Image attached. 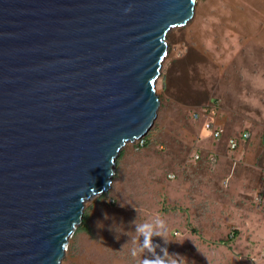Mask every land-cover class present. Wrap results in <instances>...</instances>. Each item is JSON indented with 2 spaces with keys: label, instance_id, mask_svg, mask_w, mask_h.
<instances>
[{
  "label": "water",
  "instance_id": "obj_1",
  "mask_svg": "<svg viewBox=\"0 0 264 264\" xmlns=\"http://www.w3.org/2000/svg\"><path fill=\"white\" fill-rule=\"evenodd\" d=\"M196 0H0V264H60L150 130L166 37Z\"/></svg>",
  "mask_w": 264,
  "mask_h": 264
},
{
  "label": "rangeland",
  "instance_id": "obj_2",
  "mask_svg": "<svg viewBox=\"0 0 264 264\" xmlns=\"http://www.w3.org/2000/svg\"><path fill=\"white\" fill-rule=\"evenodd\" d=\"M166 43L157 117L139 150L141 138L119 152L110 189L86 201L60 264H139L126 243L142 240L136 226L157 215L172 242H154L186 264H264V121L254 107L264 101V0H196ZM173 74L184 79L183 95L164 105V76ZM215 121L219 141L205 129ZM213 153L221 158L211 164Z\"/></svg>",
  "mask_w": 264,
  "mask_h": 264
},
{
  "label": "clouds",
  "instance_id": "obj_3",
  "mask_svg": "<svg viewBox=\"0 0 264 264\" xmlns=\"http://www.w3.org/2000/svg\"><path fill=\"white\" fill-rule=\"evenodd\" d=\"M136 225V220L132 221ZM136 233L142 240L130 239L126 244H130L129 255L133 258L142 257L139 264H186V258L178 253L169 254L166 247L154 242V238H160L165 245L172 242L169 238L167 223L160 216L150 218V222H143L136 226ZM124 244L122 247H124ZM159 249V253L157 252ZM145 251L149 255H144Z\"/></svg>",
  "mask_w": 264,
  "mask_h": 264
},
{
  "label": "crops",
  "instance_id": "obj_4",
  "mask_svg": "<svg viewBox=\"0 0 264 264\" xmlns=\"http://www.w3.org/2000/svg\"><path fill=\"white\" fill-rule=\"evenodd\" d=\"M179 74V73H178ZM174 76H164V80H163V83H162V89H161V92H162V97H161V103L162 104H164V105H166V103H172V101H174L175 103H177L178 104V102H177V100L175 101V98H174V96H172V94H174L175 95V93L177 94V96H178V91H180L181 90V95H183V91H184V79H182V77H176V74H173ZM184 75V74H183ZM182 76V75H181ZM180 81H182V82H180ZM182 88V89H181ZM262 88V87H261ZM260 88V89H261ZM188 89V82H187V84H186V93H185V95H189V93L187 94V90ZM261 92H264V89L262 88V90H261ZM248 104V103H247ZM260 105H256V106H254L255 107V109H257V111H260L261 112V115H260V113H259V115H257V116H259V118L261 119V120H263L264 121V101L263 102H260L259 103ZM250 105V104H249ZM248 105V106H249ZM253 111V108H247L246 109V117H244L245 118V122H246V124H248V120L250 121V119H252L253 118V116H251L250 118H248V116H247V114H249V112H252ZM241 112V109H238V110H235V113L237 114H239ZM258 114V113H257ZM222 122L221 121H215V126H214V128L215 129H217V128H219V127H221L222 126ZM208 131V130H207ZM208 132H210V131H208ZM212 133V132H211ZM249 134V133H248ZM249 136H250V134H249ZM239 146V145H238ZM238 146H237V148H238ZM236 148V149H237ZM212 157H211V161H210V163L212 164L213 162V158H215V162L214 163H217V161H218V159H220L221 158V156L220 155H218L217 156V154H215V153H213L212 155H211ZM220 163V162H219ZM222 165V163L221 164H219V166H221ZM228 182V181H227Z\"/></svg>",
  "mask_w": 264,
  "mask_h": 264
},
{
  "label": "built area",
  "instance_id": "obj_5",
  "mask_svg": "<svg viewBox=\"0 0 264 264\" xmlns=\"http://www.w3.org/2000/svg\"><path fill=\"white\" fill-rule=\"evenodd\" d=\"M192 118H193V119H198V118H199V113H198V112H194V113L192 114ZM205 129L208 130V131H210V132H212V136H213L214 140H216V141H219V140H220V137H221V134H222V133L220 132V130L215 129V128L213 127L212 124H210V123H206V124H205ZM242 138H244V139H248V138H249V134H248V133H244V134L242 135ZM143 142H144V141H143V138H141L140 141H137V143H136V149H137V150L140 149V147L143 145ZM228 146H229L230 149H232V150H236V148H237V146H238V143H237V141L234 140L233 138H229V139H228ZM196 157H197V155H196ZM212 160H213V161H212L213 163L216 161L215 158H213ZM170 177H174V175L171 174ZM233 236H234V233L231 232V233H230V237L233 238Z\"/></svg>",
  "mask_w": 264,
  "mask_h": 264
},
{
  "label": "trees",
  "instance_id": "obj_6",
  "mask_svg": "<svg viewBox=\"0 0 264 264\" xmlns=\"http://www.w3.org/2000/svg\"><path fill=\"white\" fill-rule=\"evenodd\" d=\"M197 102V101H196ZM200 102V101H199ZM198 103V102H197ZM86 217V216H85ZM84 217L83 224L85 225L86 223V218Z\"/></svg>",
  "mask_w": 264,
  "mask_h": 264
},
{
  "label": "bare ground",
  "instance_id": "obj_7",
  "mask_svg": "<svg viewBox=\"0 0 264 264\" xmlns=\"http://www.w3.org/2000/svg\"><path fill=\"white\" fill-rule=\"evenodd\" d=\"M91 198H92V197H91ZM91 198H90V199H91ZM64 254H65V253H64Z\"/></svg>",
  "mask_w": 264,
  "mask_h": 264
}]
</instances>
